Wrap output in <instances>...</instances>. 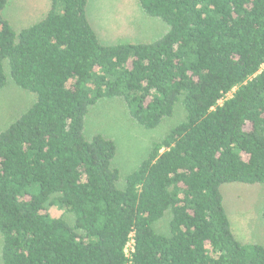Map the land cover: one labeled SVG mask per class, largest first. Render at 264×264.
Returning <instances> with one entry per match:
<instances>
[{
    "label": "trees",
    "instance_id": "16d2710c",
    "mask_svg": "<svg viewBox=\"0 0 264 264\" xmlns=\"http://www.w3.org/2000/svg\"><path fill=\"white\" fill-rule=\"evenodd\" d=\"M137 1L164 31L106 45L89 0H50L20 29L0 0V91L33 94L0 130V264H264L222 192L264 184V0ZM112 98L144 129L184 111L125 176L113 139L84 134Z\"/></svg>",
    "mask_w": 264,
    "mask_h": 264
},
{
    "label": "rangeland",
    "instance_id": "374dc122",
    "mask_svg": "<svg viewBox=\"0 0 264 264\" xmlns=\"http://www.w3.org/2000/svg\"><path fill=\"white\" fill-rule=\"evenodd\" d=\"M49 4L50 0H8L2 15L10 21L13 28L20 29L45 15ZM86 9L102 44L149 42L165 29L161 20L143 14L137 0H89ZM32 98V93L9 82L0 91V130L27 109ZM183 118L184 111L177 105L172 117L165 118L153 129H144L132 121L121 100L102 99L87 113L84 134L90 137L101 132L113 139L116 145L113 163L120 170L121 176H125L147 155L152 141L158 140ZM222 192L233 233L244 241H256L264 245V223L260 219V209L264 203V184H226ZM46 210L53 217L62 216L72 222L71 214L64 213L56 206L47 203ZM167 223L168 218L159 220L155 224L156 231L166 233ZM1 244L0 236V261Z\"/></svg>",
    "mask_w": 264,
    "mask_h": 264
}]
</instances>
